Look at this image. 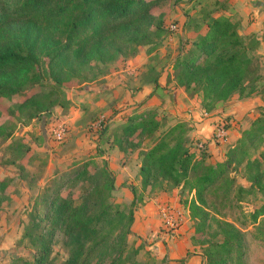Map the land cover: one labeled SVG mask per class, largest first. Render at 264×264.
<instances>
[{
    "label": "rangeland",
    "instance_id": "374dc122",
    "mask_svg": "<svg viewBox=\"0 0 264 264\" xmlns=\"http://www.w3.org/2000/svg\"><path fill=\"white\" fill-rule=\"evenodd\" d=\"M210 1L214 0H160L150 12L156 20L162 19L161 28L156 29L155 20L148 38L135 54L122 55L108 63L82 65L63 83L49 77L45 67L40 65V78L25 85L20 94L10 98L0 96V125L4 127L0 134V264H11L12 258L17 257L32 260L38 253L41 247L35 239L39 233L38 223H45V212L53 193L69 196L79 204L86 191L97 186L103 188L106 202L119 203L125 211L132 208L133 215L135 212L141 215L143 206L154 201L160 217L154 225L156 229L146 235L133 231L134 219L129 233L123 232L126 228L121 223L108 228L105 233L108 245L89 252L84 264H106L113 249L116 252L112 257L123 245L137 248L136 259L144 264H223L221 260L226 264H264V214L256 220L250 215L264 203V191L247 192L250 182L244 164L233 166L229 173L234 180L231 187L219 181L206 193L208 215L202 231H197L198 218L192 217L188 209L191 194L181 189V184L173 185L160 176H152L148 184H142V153L165 129L179 122L176 120L179 115L172 117L170 108L164 109L169 114L140 108L147 96L143 100L134 99L138 89L134 81L140 77L138 82L146 79L156 85L160 68L167 72L168 83L174 81L177 63L194 49L190 40L196 39L199 33L194 29L201 18L198 11ZM191 31L196 32L192 37L188 35ZM164 45V54L160 55L159 48ZM140 54L148 56L146 64L140 59L132 65V59ZM251 54L255 55V71L249 74L250 81L245 82L241 91L211 106L206 113L214 119L217 117L214 126L219 121L225 128L231 127L221 142L213 137V127L210 140L216 147L221 145L217 147L219 150L226 152L232 144L240 145V153L245 151L246 157L260 156L264 169V140L249 141L252 121L264 116V43L259 41ZM142 65L146 69L141 76ZM118 72L124 79L112 87ZM182 89L187 94L184 113H191L189 109L195 98L199 105L196 115L202 117L205 111L198 97L202 96L199 88L193 86L190 92ZM30 95H35L40 104L22 106L20 103ZM248 100L250 102L240 104ZM227 106L234 111L226 112L223 108ZM149 113L155 115V122L143 132L138 128L132 135L122 133V127L131 119L140 121L150 116ZM183 122L186 145L197 156L204 154L207 162L218 161L209 150L201 129L196 132L197 126L192 121ZM59 125L66 127L68 133L61 142L52 137ZM23 133H32L37 149H31ZM231 135L235 140L226 142ZM84 164L87 165L84 174H78ZM105 167L114 178L112 189L107 188L106 175L99 177ZM237 186L245 190L238 192ZM159 194L169 196L155 202ZM162 212L169 216V221ZM176 215L180 217L176 218L179 225L169 226ZM226 223L240 231L238 238L228 244H224L230 229ZM178 228H182V232ZM177 233L185 239L179 238ZM50 247L48 264L63 263L69 254L64 237L58 234Z\"/></svg>",
    "mask_w": 264,
    "mask_h": 264
},
{
    "label": "trees",
    "instance_id": "16d2710c",
    "mask_svg": "<svg viewBox=\"0 0 264 264\" xmlns=\"http://www.w3.org/2000/svg\"><path fill=\"white\" fill-rule=\"evenodd\" d=\"M159 1L0 0V96L10 98L20 94L25 85L40 78V65L45 67L49 77L63 83L68 82L82 65L108 63L122 55L135 54L154 25L156 17L150 8ZM217 5L218 0H214L199 9L201 18L194 26L199 33L196 39L190 40L194 49L177 63L173 78L176 86L185 91L190 92L193 86L199 88L202 96L198 97L205 112L241 91L245 82L250 81L247 78L255 61L251 51L260 41L256 34L241 35L238 21L225 15L213 16ZM161 20H156L157 30L161 28ZM20 104L37 105L40 101L30 95ZM154 122L153 114L140 121L131 119L122 127V133L132 135L138 128L143 132ZM185 128V123L179 121L165 129L142 153L140 172L143 185L148 184L152 176H160L187 189V194H191L189 212L198 218L197 231H202L208 215L206 193L219 181L231 187L234 180L229 173L239 164H244L250 182L247 192L252 189L262 192L264 169L261 157H246L245 151L240 153V145L231 146L224 160L207 162L204 154L197 156L186 145ZM251 128L249 141H263L264 116L253 120ZM3 131L4 127L0 125V134ZM86 166L84 164L78 174H84ZM105 175L109 181L107 188L112 189L114 178L106 167L99 177ZM243 190L244 187L237 186L238 192ZM103 191L99 186L87 190L79 204L69 196L53 193L45 212V223H38L39 233L35 238L41 244L38 253L32 260L12 258L11 264H48L52 251L50 244L58 234L64 237L69 248V254L61 264H84L89 252L108 245L105 242L108 228L121 223L126 228L123 232L129 233L133 209L125 211L119 203L106 202ZM132 204L133 201L130 206ZM262 214L264 203L250 213L253 220ZM226 226L230 229L224 244L237 239L240 233L231 223ZM25 235H28L27 231ZM138 251L123 245L112 257L116 252L113 249L106 264H144L136 259ZM221 262L226 264L224 260Z\"/></svg>",
    "mask_w": 264,
    "mask_h": 264
},
{
    "label": "crops",
    "instance_id": "0c3cea01",
    "mask_svg": "<svg viewBox=\"0 0 264 264\" xmlns=\"http://www.w3.org/2000/svg\"><path fill=\"white\" fill-rule=\"evenodd\" d=\"M217 15H225L233 20L238 21L239 22L238 32L241 35L256 34L260 40V44L264 43V0H218V5L216 6V10L213 12V16H217ZM195 34L196 32L194 31L188 33L190 37L194 36ZM164 49H165V45L161 47V50L159 48L160 55L164 54ZM147 57L148 56L144 54L137 55V57L132 59L131 64L133 65L139 62L140 59L141 62L146 64ZM145 69L146 68L143 66L139 71L141 72V76L143 75L142 72H144ZM158 70H159L158 74H156L157 76L156 85H154V82L152 81H148V80L146 81V79L145 80L142 79L140 80V82H138L140 77L139 78L137 77V79H135L134 81V84H136L135 87L138 88L136 90V94L134 95V99L140 100V98H142L143 100L144 97L147 96V101L141 104L140 108L142 109L153 108L158 112L162 111L165 114H169V112H171L172 117L179 115L178 118L176 119L178 121H182V120L189 122L192 121L193 125L197 126L198 131L196 132H199L200 131L199 129H201L204 136L207 138L206 140L208 141L209 150H211V153H213L214 155L213 157H215L216 160L218 161L224 160L226 152H223L221 149L219 150V148L217 147H220L221 145L216 147L213 140L212 141L210 140V134L212 133V129L214 127V121H217L216 120L217 117L214 119L213 117L207 116L206 112L203 115L200 113L202 117L197 116L196 111L198 110L199 105L195 98H193L195 103L193 101L192 108L189 109L191 110V113L188 112L184 113L185 111L183 110H186L185 96H187V94L183 91L182 88L177 87L173 80L170 83H168V79L166 78L167 72H164L163 69L161 71V68ZM116 74H117L116 77H114L113 79L115 85H110L112 87L116 86V84L118 86V84H120V82H122V80L124 79V77H122V73L118 72ZM129 99L132 100L131 98ZM242 102H250V100L240 101V104ZM165 108L168 109L170 108L169 112L164 111ZM223 109L228 113L234 111V109L231 108V106L224 107ZM196 120H198V122H196ZM230 130L231 127H229V133ZM23 136L27 138L26 142H28L31 149L33 148L37 149V146L34 142V138L31 137L33 136L32 133L24 134ZM234 140H235L234 137L231 135L230 139L227 140L226 142L231 143ZM231 146H233V144ZM112 149L116 150L114 148ZM167 196L169 195L159 194L157 195L155 202L161 199H162L161 201H163V199L167 198ZM143 207L145 209L143 208L144 211L141 215H139L138 212L134 213L133 231L141 235H146L148 233H151V230L156 229L154 225L158 224L160 216H159V209H157V203L154 204V201H150L149 203L145 204V206ZM161 215L165 216V218L169 220V216L167 214L164 215V213L162 212ZM176 218L177 215L175 217H172L171 219H176ZM178 231L182 232V228ZM177 234L179 238L185 239L184 235L180 236L179 233Z\"/></svg>",
    "mask_w": 264,
    "mask_h": 264
},
{
    "label": "built area",
    "instance_id": "2783aa9c",
    "mask_svg": "<svg viewBox=\"0 0 264 264\" xmlns=\"http://www.w3.org/2000/svg\"><path fill=\"white\" fill-rule=\"evenodd\" d=\"M228 130H229V127L228 128H225L218 121L216 123V125L214 126L213 137L215 138V140L217 142H221V141H223L226 138V135L228 134ZM67 136H68V133L66 132V127H63L62 125H59L58 128L53 131V135H52V137L56 141H60V142L63 141V140H65V138ZM177 218H179V217H177ZM172 220H173V224H171V222H170L169 223V226H175V227H177L179 225V222L177 221V219H171V221Z\"/></svg>",
    "mask_w": 264,
    "mask_h": 264
}]
</instances>
